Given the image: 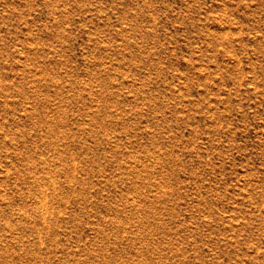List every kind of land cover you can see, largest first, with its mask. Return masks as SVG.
Instances as JSON below:
<instances>
[{
    "label": "rangeland",
    "instance_id": "rangeland-1",
    "mask_svg": "<svg viewBox=\"0 0 264 264\" xmlns=\"http://www.w3.org/2000/svg\"><path fill=\"white\" fill-rule=\"evenodd\" d=\"M0 264H264V0H0Z\"/></svg>",
    "mask_w": 264,
    "mask_h": 264
}]
</instances>
